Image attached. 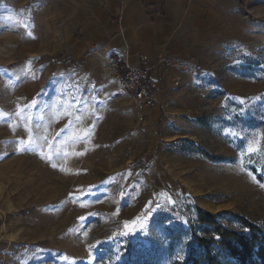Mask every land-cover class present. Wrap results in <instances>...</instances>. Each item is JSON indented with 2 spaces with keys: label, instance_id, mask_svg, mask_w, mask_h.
<instances>
[{
  "label": "rangeland",
  "instance_id": "1",
  "mask_svg": "<svg viewBox=\"0 0 264 264\" xmlns=\"http://www.w3.org/2000/svg\"><path fill=\"white\" fill-rule=\"evenodd\" d=\"M213 8L143 103L96 0H0V264H181L196 207L264 232V0Z\"/></svg>",
  "mask_w": 264,
  "mask_h": 264
},
{
  "label": "crops",
  "instance_id": "2",
  "mask_svg": "<svg viewBox=\"0 0 264 264\" xmlns=\"http://www.w3.org/2000/svg\"><path fill=\"white\" fill-rule=\"evenodd\" d=\"M96 6L102 29L97 27L95 36L114 56L135 67H149L151 81L158 80L157 71L182 74L177 68L160 67L159 58L185 65L183 16L188 18L189 42L193 29L199 31L200 24L209 26L214 17L213 0H96ZM140 57L146 60L140 61ZM166 81L164 74L159 85Z\"/></svg>",
  "mask_w": 264,
  "mask_h": 264
},
{
  "label": "trees",
  "instance_id": "3",
  "mask_svg": "<svg viewBox=\"0 0 264 264\" xmlns=\"http://www.w3.org/2000/svg\"><path fill=\"white\" fill-rule=\"evenodd\" d=\"M195 210L203 235L193 234L189 254L181 264H264V232L259 226L236 214ZM233 222L239 230L229 226Z\"/></svg>",
  "mask_w": 264,
  "mask_h": 264
},
{
  "label": "built area",
  "instance_id": "4",
  "mask_svg": "<svg viewBox=\"0 0 264 264\" xmlns=\"http://www.w3.org/2000/svg\"><path fill=\"white\" fill-rule=\"evenodd\" d=\"M145 60V57H140V61ZM159 60L170 67L185 68V65L173 63L169 59L159 58ZM106 69L108 75L131 95L133 101L146 103L154 98L155 86L146 66L135 67L130 65L126 59L111 55L107 59Z\"/></svg>",
  "mask_w": 264,
  "mask_h": 264
},
{
  "label": "snow or ice",
  "instance_id": "5",
  "mask_svg": "<svg viewBox=\"0 0 264 264\" xmlns=\"http://www.w3.org/2000/svg\"><path fill=\"white\" fill-rule=\"evenodd\" d=\"M232 135L233 136H235L236 135V133H232ZM29 143H30V141H29ZM257 151V149H255V148H253V147H249V149H248V152L249 153H254V152H256ZM53 167H55V165H53ZM261 186H264V185H261Z\"/></svg>",
  "mask_w": 264,
  "mask_h": 264
}]
</instances>
